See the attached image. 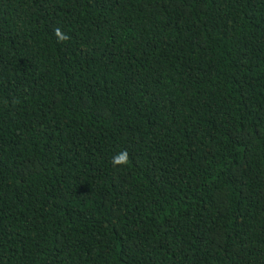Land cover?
<instances>
[{"label":"trees","instance_id":"16d2710c","mask_svg":"<svg viewBox=\"0 0 264 264\" xmlns=\"http://www.w3.org/2000/svg\"><path fill=\"white\" fill-rule=\"evenodd\" d=\"M0 264H264V0H0Z\"/></svg>","mask_w":264,"mask_h":264},{"label":"clouds","instance_id":"9594fccd","mask_svg":"<svg viewBox=\"0 0 264 264\" xmlns=\"http://www.w3.org/2000/svg\"><path fill=\"white\" fill-rule=\"evenodd\" d=\"M54 34L58 43H67L71 39V36L63 31L60 27H56L54 29ZM111 163L114 168L127 167L130 163V157L127 150H122L115 154L112 157Z\"/></svg>","mask_w":264,"mask_h":264}]
</instances>
